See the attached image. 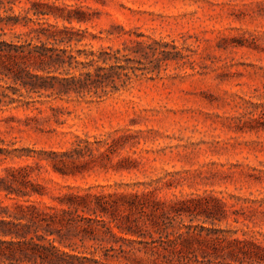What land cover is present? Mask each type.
<instances>
[{
	"label": "rangeland",
	"instance_id": "obj_1",
	"mask_svg": "<svg viewBox=\"0 0 264 264\" xmlns=\"http://www.w3.org/2000/svg\"><path fill=\"white\" fill-rule=\"evenodd\" d=\"M33 1L90 8L92 21L74 22L97 36L84 43L134 57L124 49L134 39L147 57L139 77L104 99L35 95L0 109V176L10 169L41 184L45 194L31 200L47 205L70 191L216 198L220 220L183 217L209 230L203 250L214 258L220 247V264H250L231 252L237 238L264 253V0H14L0 14L25 15Z\"/></svg>",
	"mask_w": 264,
	"mask_h": 264
},
{
	"label": "trees",
	"instance_id": "obj_2",
	"mask_svg": "<svg viewBox=\"0 0 264 264\" xmlns=\"http://www.w3.org/2000/svg\"><path fill=\"white\" fill-rule=\"evenodd\" d=\"M14 3L0 0V9L12 10ZM89 9L33 1L25 15L0 14V109L35 102V95L104 99L140 76V64L147 57L139 49L141 41L129 39L132 46L125 42L124 49L134 57L119 48L84 43L88 34L97 36L74 22L92 21ZM50 16L64 24L49 23ZM30 22L36 26L29 27ZM19 24L29 29L17 33ZM6 28L12 38L4 37ZM7 171L10 174L0 176V196L13 203L0 198V264H113L111 260L120 257L127 264H220V247H213L214 258L201 247L210 235L203 231L209 230L183 220L203 215L220 220L219 199L195 197L167 203L156 199L154 190L70 191L57 198L58 204L47 205L31 200L45 194L44 186ZM214 239L220 243L219 235ZM232 242L237 246L232 253L244 254L250 264H264V253L250 248H259L254 242L237 238ZM137 253L148 260L136 257Z\"/></svg>",
	"mask_w": 264,
	"mask_h": 264
}]
</instances>
